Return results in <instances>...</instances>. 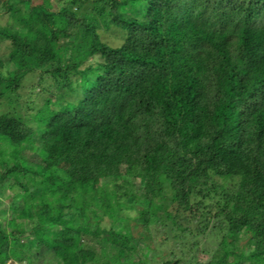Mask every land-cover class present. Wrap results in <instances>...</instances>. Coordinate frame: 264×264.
Instances as JSON below:
<instances>
[{
  "label": "trees",
  "instance_id": "1",
  "mask_svg": "<svg viewBox=\"0 0 264 264\" xmlns=\"http://www.w3.org/2000/svg\"><path fill=\"white\" fill-rule=\"evenodd\" d=\"M47 1L0 0V264H264V0Z\"/></svg>",
  "mask_w": 264,
  "mask_h": 264
},
{
  "label": "rangeland",
  "instance_id": "2",
  "mask_svg": "<svg viewBox=\"0 0 264 264\" xmlns=\"http://www.w3.org/2000/svg\"><path fill=\"white\" fill-rule=\"evenodd\" d=\"M45 1H47V0H45ZM57 2L58 3V1L59 0H48L47 2L49 3V4H52L53 2ZM59 4V3H58ZM0 24H7V25H9L10 27H15V21L13 20V18L11 17V13L8 11V10H4V11H0ZM110 34H112L111 32H103V36H104V38H108L109 39V41H114V42H116V38L114 37V34H112V36L110 35ZM115 38V39H114ZM117 42H119V40H117ZM4 44H5V46L7 47L8 46V43L9 42H3ZM8 50L3 46V47H1L0 48V53H6ZM29 92H30V90H27V88L26 87H24L23 89H21L20 90V93H22L23 94V97L24 98H28L29 97ZM32 97H34L35 98V95L34 94H32ZM23 99V98H22ZM22 99H21V102L19 101V105H18V108L21 110V108L23 109L24 107H22ZM38 100V102L40 103L41 102V99L39 98V99H37ZM5 109H8V107L7 106H1L0 107V113L2 112V111H4ZM25 155L28 157V158H35L36 157V153L33 151V150H31V149H26L25 150ZM11 181H12V179H8V180H6V182L9 184V183H11ZM3 184H5V183H3ZM1 189V188H0ZM3 189H1V191H2ZM3 192H4V194H3ZM3 192L1 193L2 194V196L0 195V221H1V219H2V216L4 215V214H7L9 211H8V205H9V203H10V200H7V198H5V196L6 195H8L9 194V192L10 191H8V189H5V190H3ZM131 201H132V199H131ZM127 212L128 213H131V214H133V215H135L136 214V211L135 210H127ZM163 216V221H166L167 219H165V214H163L162 215ZM107 217L105 218V220L107 221ZM134 225H135V223H133ZM105 225H108V223H106ZM141 229L140 228H138V229H136V227H135V233H136V235H139V231H140ZM29 231V230H28ZM172 233L170 234V235H176L177 237H180V236H185L186 235V238H187V240L189 241L188 243H192L195 239H193V236H191V233H189L190 231H185V232H183V228H174V230L173 229H171L170 230ZM163 236H164V234H163ZM159 238H155V241L154 242H152V244L154 245V246H156V245H158L159 244V240H158ZM198 240H200L201 239V247H203V246H205V247H210V248H212V247H215L216 245H217V243H218V241H219V237L218 238H216V236L215 235H212V234H208L207 236H202V237H198L197 238ZM196 241V240H195ZM152 245V246H153ZM165 247V246H164ZM170 248L171 247V245H166V247L165 248ZM161 248V247H160ZM159 251V250H158ZM165 253H163V255H164ZM168 255V253L165 255V258L166 257H168L167 256ZM208 257H209V254L208 253H200L199 255H198V258H199V261L200 262H197V264H207V259H208ZM161 258V257H160ZM33 259H34V264H58L57 263V257L55 256V254L53 253V251L52 250H44V249H39V248H37V247H34L33 248ZM164 258H162V260H163ZM159 262L158 261H156V259H154V260H151V264H158ZM8 264H26V262L24 261V262H17V261H13V260H9V262H8ZM195 264H196V262H195Z\"/></svg>",
  "mask_w": 264,
  "mask_h": 264
}]
</instances>
